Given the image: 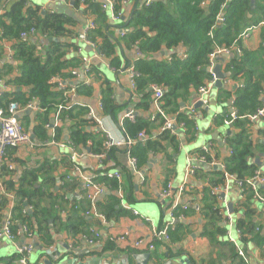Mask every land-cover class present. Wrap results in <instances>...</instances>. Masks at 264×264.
Listing matches in <instances>:
<instances>
[{
  "label": "trees",
  "instance_id": "1",
  "mask_svg": "<svg viewBox=\"0 0 264 264\" xmlns=\"http://www.w3.org/2000/svg\"><path fill=\"white\" fill-rule=\"evenodd\" d=\"M63 1L72 3V8L80 14L84 22H93L94 27L88 30L86 39L94 44L96 55L106 61L109 68L116 73L126 69L127 62H122L125 52L135 49L140 52L141 56L133 61L134 69L139 75L134 91L141 94L144 100L139 105L140 109L146 112L145 110L149 108L152 99L150 86L155 85L163 91L159 103L160 111L165 116L173 118L176 124H184L182 131L172 135L167 131H159L164 120L160 113L153 119L149 115L135 116L132 121L128 119L118 121L120 107L115 101L114 90L106 79L100 77L96 67L91 66L92 75L100 82L101 114L112 119L122 129L123 135L132 141L131 147L125 149V152L136 160L138 170L144 171L153 155L163 158L166 173L164 184L173 176L172 164L180 139H184L186 143L195 140L196 120L191 119L183 110L194 94H197V90L210 80L208 68L211 55L218 48L231 49L238 44L240 54L237 58H232L225 69L230 71L234 81L243 78L242 87L236 88L234 95V108L238 116L242 117L234 124V128H239V132L226 140L227 153L231 154L222 162L224 171L219 168L215 170L209 168L207 171L199 169L195 173V178H206L208 183L207 187L201 190L197 203L199 216L203 221L200 236L209 241L212 247L222 249L225 259L232 261V264H239L235 246L224 241L226 225L220 213L219 196L211 194V190L224 184V173L233 175L237 180H244L257 170L256 164L250 163V159L254 157L253 149L257 145H254L244 128L248 122L239 120H247L246 116L252 115L260 108L258 98L264 88V77L258 75L257 79H254L256 55L241 50L239 37L246 29L264 21V0H256L258 3L254 12L250 11V0H151L148 4L140 2L136 4L137 0H112L113 14H122L116 22L110 19L100 0ZM123 2L128 5H123ZM134 4V8L128 11V6ZM258 12L260 18L255 16L247 18L248 14ZM219 18H222L223 22L220 23ZM78 23L68 16L44 11L39 6H31L27 0L15 1L0 15V46L3 42L11 43V61L16 64H3L0 69V78H3L7 87L0 92L1 110L5 111L12 103L23 109L30 101H35L39 107L35 114L39 128L49 125L57 107L66 101L65 92L68 91L67 88L66 90L56 88L55 84L50 83V79L58 78L69 82L74 79L71 71L82 67L81 55L76 53L80 47L77 39L82 31ZM31 29L35 30V38L21 40L20 34ZM121 31L123 36L120 37ZM178 46L185 49L183 57L173 55L167 61L153 58L163 47L175 49ZM261 50H264V47ZM3 56L2 51L0 59ZM14 71H17L16 75H13ZM75 89L78 96L88 98L92 94L90 86L79 85ZM230 97L227 90H220L218 103L226 104ZM87 111V108L77 105L60 113L62 122L71 121L68 127L69 142L76 148H88L92 154H104V160L114 159L115 153L120 149H107L106 138L102 133L86 130L87 126H92L86 118ZM224 112L214 119L215 127H220L223 123L226 108ZM21 124L25 129L24 124L22 122ZM56 129L57 134L60 130ZM140 132H144L147 137L144 142L137 138ZM89 143L91 145L88 147ZM194 154V157L204 155L207 162L212 159L201 150H195ZM10 172L8 170L5 172L6 178L11 177ZM34 179L35 176L31 175L28 184L30 185ZM92 181L111 191L94 202L99 216L106 220L130 216L128 211L120 208V198L116 194L120 185L115 179L103 175ZM2 184L13 197L11 217L14 231H17L18 225H27L39 241L45 246L50 245L53 240L49 227L53 222L48 221L45 212L38 210L37 205L31 200V192L24 189L23 184L19 187L14 186L11 179L3 181ZM65 186L69 185L65 183ZM258 191L264 194L261 187ZM133 194L134 186L131 183L129 195L126 196L128 201H133ZM243 196V199L232 207L234 215L242 214L241 217H236L234 222L235 229L241 232L240 244L244 246L247 242L253 241L263 246L264 238L255 230L257 223L254 221L256 216L253 208L254 193L247 188ZM60 198L66 203L70 202L64 195ZM8 203V199L1 198L0 214L8 207ZM55 204L57 203H52ZM75 205L77 209L67 214L65 234L71 238H89L91 225L85 220L84 212L90 208V201L86 198L84 190L81 199L77 202L75 199L71 207ZM27 207H31L32 210L27 211ZM169 208L170 205L167 209ZM191 210L188 208V212H182L174 209L172 213L176 218L179 216L185 218L192 212ZM186 229L187 226L181 222L174 224L169 232L168 243L180 241L184 236L180 232ZM169 244L165 246L169 248ZM17 259L18 256L15 255L8 264H15Z\"/></svg>",
  "mask_w": 264,
  "mask_h": 264
},
{
  "label": "crops",
  "instance_id": "2",
  "mask_svg": "<svg viewBox=\"0 0 264 264\" xmlns=\"http://www.w3.org/2000/svg\"><path fill=\"white\" fill-rule=\"evenodd\" d=\"M15 1L17 0H0V15ZM27 1L31 6H39L44 11L68 16L80 23L81 30L87 24V21L84 22L80 14L74 11L71 3H66L63 0ZM144 2H147V0H140V3L143 4ZM257 3L258 2L255 0V9ZM134 6L135 4L128 6V11L134 8ZM255 9L251 10L250 8V11L254 12ZM255 14L256 13L248 14L247 18L251 19L254 16L255 18H260L259 12ZM126 18L127 14L124 15L125 20ZM247 30L249 37L245 41L239 39V44H241V50L243 49L244 51L255 53L256 59L254 64H256V76L254 79H257L258 75L264 77V50H261V48L264 47V21H260L245 31ZM10 47V42H3L0 46V52L3 51L4 53L3 58L0 59V69L3 64L16 65L11 61ZM238 47V44H235L231 47L229 55L218 56L223 58L222 62L219 63L220 71L225 75V79L222 81L223 87L215 88L213 86L206 97V107H208V109H196L195 140L191 143H186L184 139H180L181 142L178 151L174 154V163L172 164L171 172L173 176L168 182L171 183L172 187L176 188L178 185L182 184V182L186 181L189 188L181 196H177L175 193L173 197L169 199L160 198V193L167 184H164L166 173L164 172L165 163L162 157L156 155L151 156L146 169L134 173L130 168L129 159L124 149L120 148V150L115 153V158L112 160L109 158L100 160L96 158L98 154L90 153L88 148H76L69 142L70 131L68 127H70L71 121H61L55 126L54 117L52 116L49 125L39 128L35 117L36 112L31 111L30 115L24 114V111L20 112L18 114V119L24 124L29 134L31 144L8 151V158L13 164V168L10 172L11 177L6 178L5 172L7 170L3 169L0 178L2 182L11 179V182L16 187L23 184V188L31 192V200L37 205L38 210L45 212V217L49 219L48 221L53 222V225L49 227L53 241L50 245L45 246L35 235L30 240L20 235L15 243H8L7 241L0 240V264H8L9 261L17 255V248L27 245L32 247V252L28 256L27 264H137L134 257L144 254L148 255L146 264H182L181 259L183 257L186 258L190 264H232V261L223 257L224 252L222 249L212 247L209 241L200 236L203 221L199 216V205L197 203L201 196V190L208 185L207 179H196L195 176L186 179L185 171L188 160L191 156L195 155V150L202 151L203 147L209 145L212 148L211 156L213 159L216 162L222 163L224 158L229 155L226 146L227 138L239 132V128H234V124L238 121L234 122L229 128L223 123L220 127L214 126V119L225 113L224 108H226V113L229 112L231 101H233L234 107L235 89L243 85V78L240 77L237 81H234L231 78L230 71L225 69L226 65L231 60L229 56L233 55V58H237L240 54V49ZM85 49L86 47L82 49L81 56L83 58H90V66L94 65L99 71L100 77L106 79L114 90L115 101L120 107L117 116L118 121L123 120L126 114L130 112L133 113L134 117H148L149 115L151 117V115L155 113L156 108L152 105L151 99L149 108L145 110L146 112L140 109L139 105L144 101L143 97L141 94H137L135 91L129 89L124 69L116 73L113 69L109 68L106 61L99 57H94V52L90 48V52H86ZM184 53L185 49L182 46H178L175 49L163 47L153 58L167 61L173 55L183 57ZM216 58H214L213 61L214 66L216 65ZM134 60V50L125 52L122 57V62H127V66L132 64ZM81 68L78 69L77 77H73L74 79L71 81L65 82V88L70 90L75 89L79 85H86V78L82 74ZM16 74L17 71H14L13 75ZM261 84L263 85V83ZM88 86L92 88L91 96L87 98L77 95L72 102V107L79 105L92 110L94 113L95 119H93L87 111L86 118L92 126H87L86 130L93 133H100L95 120L104 118V129L111 133L115 140L123 141L122 133L117 127V124L109 117L103 116L98 107L100 103V82L94 77ZM220 90H227L231 95L226 104L220 105L218 103ZM0 92H2L1 87ZM194 95L195 96L187 105H191L197 101V94L195 93ZM258 100L261 105L260 107H264V88L261 90ZM52 120L53 123H51ZM239 121L248 122L244 125V128L247 130V135H249L250 139L255 143L254 145H257L253 149L254 157L250 159V163L254 162L256 164L255 160L258 159L261 165H263L264 118L254 122L248 120ZM56 128L60 130L57 134ZM89 145L91 144L89 143L88 147ZM72 157L73 160L71 159ZM179 157H183L185 161V166L181 172L177 170V160ZM256 166L259 170L260 166L257 164ZM201 169L205 171L208 170L207 166ZM114 171H119L122 175L119 190L116 192L120 198V208L128 211L130 216H123L117 220H106L104 217L94 214L89 216L84 215L85 220L91 225V229L98 233L100 237V241L93 245H90L83 237L71 238L66 235L65 227L67 225V214L71 210H74V208L71 207L73 201L76 199L77 202L81 199L84 181L88 179L92 180ZM31 175H34L35 179L29 185L28 181ZM199 175H201V173ZM65 183L69 186L66 187ZM131 183L134 186L133 201H128L126 196L129 195ZM227 187V205L230 204L234 207L239 203L240 190L234 182L230 181L227 183ZM261 189H263L264 193V188L261 187ZM110 192L109 188H105L102 197L110 194ZM62 195L70 202L66 203L63 201L60 198ZM53 202L57 204L52 205ZM10 205H13V199L11 203H8V207L1 212L0 224L4 223L9 217ZM169 205L170 208L167 209ZM183 205H187L190 210L191 208L193 210H191L192 212H189L185 218L182 217L180 220L176 219L187 226L186 230L180 232V234L184 235L180 241L172 244L158 243L151 252H140L131 248L130 243L133 242V240L147 237L153 228H161L169 221L168 213L173 211L174 208L182 210L181 207ZM253 208L256 213L254 221L257 223L255 230L264 238V209L258 203H255ZM134 212L136 214H134ZM186 212H188V209ZM231 215L234 222L236 217L242 216L241 213L238 215L232 213ZM20 228L21 225H18L17 231H19ZM12 230L14 231V229ZM124 233H128L129 241L125 244H119L116 238ZM228 236L234 240L238 246L243 248L249 260V264H264V245L259 246L256 242L250 241L242 246L240 244V237L238 238L233 231H231ZM228 236H224V241H230ZM165 244H169V248H167ZM47 250L52 251V256L46 254ZM169 251L171 252L170 254ZM179 252L180 254H178ZM15 264H17V260Z\"/></svg>",
  "mask_w": 264,
  "mask_h": 264
},
{
  "label": "built area",
  "instance_id": "3",
  "mask_svg": "<svg viewBox=\"0 0 264 264\" xmlns=\"http://www.w3.org/2000/svg\"><path fill=\"white\" fill-rule=\"evenodd\" d=\"M56 1V0H55ZM104 9L108 12L110 19L113 22H116L119 17L122 15L121 13H118L117 15L113 14V2L112 0H101ZM150 1L147 0V2H144L145 4H148ZM123 5H128L126 2H123ZM219 22H223L222 18H219ZM94 27L93 22L88 21L87 24L84 26L82 29L80 35L78 36L77 41L79 42L80 47L76 51L78 55H81L82 49L84 47H89L93 52H94V57H99L95 53V47L94 44L89 42L86 39V35L89 29H92ZM123 36V32H120V37ZM249 37L248 35V30L243 32L239 39L240 40H246ZM35 38V30L31 29L27 32H23L20 34V39L23 41H26L28 39ZM231 49H226V48H218L216 51L211 55L210 59V65H209V72L211 74L210 80L205 83V85L201 86L197 90V101H195L191 105H187L184 108V112L189 115L191 119H196L197 117V112L196 109L194 108V105L197 102H201L203 105L207 104L206 97L210 93L211 89L213 88L214 83L216 82L215 75L211 72L214 66V58L220 56V55H229ZM135 60L141 56L140 52L135 49ZM81 62H82V74L86 78L85 84L88 86V84L91 83V81L94 79L92 73H91V66H90V58H83L81 56ZM126 73V77L128 80V87L131 91H134L136 88V79H138L139 75L134 69V64H130L124 69ZM71 75L73 77L78 76V70H73L71 71ZM51 84H55L56 88L64 90L65 89V81H62L61 79L58 78H51L50 79ZM0 87L2 88V91L6 90V84L3 79L0 78ZM150 90L152 91V105L156 108V111L153 115H151V119H153L158 113L161 114L163 117V123L160 127V132L167 131L172 135H177L180 131L184 129V124L183 123H175V120L171 117L165 116L159 109V103L160 100L162 99L163 96V91L161 88L151 85ZM66 95V101L62 104H60L57 107V111L54 114V125L56 126L57 123H60L62 120L60 118V113L63 110H68L72 108V102L74 99L77 97L75 89H70L65 92ZM99 109L101 110L100 103L98 104ZM33 111V112H38L39 107L37 102L35 101H30L25 108L20 109L17 104H10L8 108L3 111L0 109V175L3 169H6L8 171H11L13 168L12 162L8 158V151L10 149L18 148L21 146L25 145H30V138L29 134L27 131L24 129L22 126L21 122L18 119V114L22 111ZM88 114L95 119V115L92 112V110L88 109ZM264 118V107H260L257 109L252 115H248L245 117L250 122L257 121L259 119ZM124 119H128L132 121L134 119V115L132 112L127 113ZM123 119V120H124ZM238 119H242V117L238 116L235 108L233 107V101L230 102V110L228 113L224 115L223 119V124L226 127H231L232 124L237 121ZM121 120L120 122H122ZM104 118H99L95 120V123L99 129V132L102 133L105 138H106V148H117V149H128L132 145V141L129 140L128 138L123 135L122 129H120L119 126H117L122 133L123 136V141H117L115 140L111 133H109L107 130L104 129L103 125ZM121 126V124H120ZM137 138L144 142L146 140V135L144 132H140L137 134ZM211 151L212 148L211 146L203 147L202 152L204 154H208L212 159L211 161L207 162L205 156H199V157H194L191 156L190 159L188 160L187 168L185 171V178H191L195 176L196 171L201 169L204 166L209 167L210 169L212 167H218L221 171H224V164L216 162L213 157L211 156ZM230 155L231 152H228ZM126 155L128 156L129 159V165L131 170L134 173H137L138 167L136 164V160L134 158H131L126 152ZM105 157L104 154H98L96 158L98 159H103ZM73 160V157L71 158ZM108 178L110 179H115L119 184H121V179L122 175L119 171H114L111 173L106 174ZM224 179L225 182L221 187H214L211 190V194L215 195L217 194L219 196V203H220V213L222 217L224 218V224L227 226L225 236L230 235L231 231H233L237 237H241V232L239 229H235L234 227V221L232 215L228 211V205L226 201V193H227V183L234 182V184L239 188L240 190V196L239 200L243 199V193L244 191L248 188L250 189L253 193V200L255 203L260 204L263 209H264V194L259 193L258 188L260 186L264 185V164L260 166L259 170L257 169L254 174L250 177H247L244 180H237L233 175L224 173ZM188 185L186 181L182 182V184L178 185L176 188L172 187L171 183L168 182L166 184V187L163 189V191L160 193V198L161 199H169L173 197V195L176 193L177 196L183 195L187 189ZM83 190L86 192V198L90 201V208L88 211L84 212V215L89 216L91 214H94L96 216H99L96 212L94 202L101 197L104 194L105 188L99 184V183H94L92 180H85L83 183ZM201 195V194H200ZM8 199L9 202L11 203L13 197L11 194H9L6 189L4 188L2 184V179L0 178V201L1 198ZM13 205H10V211H9V217L4 221V223L0 224V240L7 241L8 243H15L17 239L20 237V235L24 236L25 239L30 240L34 237L33 233L30 231L29 227L27 225H22L19 231H13V221L11 217V209ZM74 209H77V205L73 206ZM181 211H186L188 209L187 205H183ZM32 208L27 207L26 210L30 211ZM176 209V208H174ZM173 209V210H174ZM134 214H136L134 212ZM1 215V214H0ZM169 221L165 223L161 228H153L150 234L147 237H142L133 240V242L130 243V246L132 249L136 251H146V252H151L155 248L156 243H168L170 241V236L169 232L173 229L174 227V221H177L176 219L182 218V216H179L176 218L172 211L168 213ZM90 237L86 238L85 240L90 244L93 245L100 241V237L98 233L94 232L92 229L90 230ZM228 239L230 240L229 242L232 243L235 246L237 257L240 260V264H249V260L247 256L244 253V250L242 247L238 246L237 243L232 240L229 236ZM116 241L119 244H125L127 243L128 240V233H124L123 235H120L119 237L116 238ZM131 241V240H130ZM32 252V247L27 245V246H21L18 247L16 250V254L18 256L17 259V264H27V259L29 254ZM46 254L49 256H52V251L47 250Z\"/></svg>",
  "mask_w": 264,
  "mask_h": 264
},
{
  "label": "water",
  "instance_id": "4",
  "mask_svg": "<svg viewBox=\"0 0 264 264\" xmlns=\"http://www.w3.org/2000/svg\"><path fill=\"white\" fill-rule=\"evenodd\" d=\"M138 2H140V0H137L136 1V4ZM71 5H72V3H71ZM250 8H251V10L255 9V0H250ZM32 41L34 42L35 39L32 40ZM85 51L86 52H90L91 50L86 47ZM229 58L232 59L233 58V55H230ZM222 60H223V58L217 57L215 59L216 65L211 70V72L215 75V78H216V82L213 85L215 88H222L223 87L222 81L225 79V75H223L221 73V71H220V65H219V63L222 62ZM194 108L195 109H204V110L208 109V107H206V105H203L201 102H197L194 105ZM24 114L30 115L31 114V111L26 110V111H24ZM51 123H53V120L51 121ZM255 162H256V164L258 166H261V163L259 162L258 159H256ZM207 169H209V167H207ZM211 169L215 170V169H218V167H212ZM260 187L264 188V185L263 186H260ZM101 197H99V198H101ZM227 207H228L229 213L232 214L233 213L232 206L230 204H228ZM177 223H180V222L179 221H174V224H177ZM134 258L137 261V264H146L147 263V260H148V255L147 254L138 255V256H135ZM181 263L182 264H190V262L186 258H184V257L181 259ZM168 264H170V263H168Z\"/></svg>",
  "mask_w": 264,
  "mask_h": 264
},
{
  "label": "rangeland",
  "instance_id": "5",
  "mask_svg": "<svg viewBox=\"0 0 264 264\" xmlns=\"http://www.w3.org/2000/svg\"><path fill=\"white\" fill-rule=\"evenodd\" d=\"M184 166H185V161H184L183 157H179V159L177 160V170H178V172H181L183 170Z\"/></svg>",
  "mask_w": 264,
  "mask_h": 264
}]
</instances>
